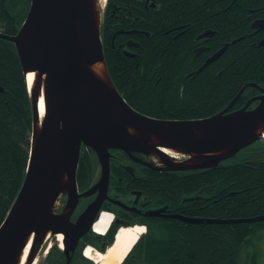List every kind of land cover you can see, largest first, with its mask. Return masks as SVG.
I'll list each match as a JSON object with an SVG mask.
<instances>
[{
	"label": "water",
	"instance_id": "obj_1",
	"mask_svg": "<svg viewBox=\"0 0 264 264\" xmlns=\"http://www.w3.org/2000/svg\"><path fill=\"white\" fill-rule=\"evenodd\" d=\"M105 1L100 9L98 0H30L18 31L0 33L15 47L32 107L28 170L0 224V264H17L32 236L25 262L31 264L48 234H62L63 264H69L70 253L100 213L110 159L116 155L158 171L207 169L234 157L264 134V89L255 83L244 84L222 110L203 118H156L132 108L106 68L101 42ZM28 73H34L30 88ZM248 86L258 87L261 94L230 110ZM253 101L257 103L250 106ZM82 147L95 154L100 173L93 185L79 193L76 171ZM149 158L159 165H152ZM125 169L134 170L129 165ZM96 191L71 221L79 199ZM172 216L189 223L264 221V214L233 219Z\"/></svg>",
	"mask_w": 264,
	"mask_h": 264
},
{
	"label": "trees",
	"instance_id": "obj_2",
	"mask_svg": "<svg viewBox=\"0 0 264 264\" xmlns=\"http://www.w3.org/2000/svg\"><path fill=\"white\" fill-rule=\"evenodd\" d=\"M111 1L107 0L101 25L106 67L116 89L141 113L167 119L207 117L222 110L244 84L260 83L258 76L259 72L264 73V50L236 46L229 54L226 70L219 74L217 68L208 67L191 76L187 75L194 68L190 48L181 42V38H174V33L162 32L175 25L177 7H182L180 12L184 13V10L202 6L205 12L216 15V11L221 10L220 0H196L199 3L187 6L173 1L166 3L161 12L149 15L151 36L136 38L140 44L134 57L125 56L111 46L114 31ZM29 3L30 0H0L2 33L12 35L17 32ZM228 13V19H240L242 12L232 7ZM216 24L222 29L221 21ZM229 31L235 30L229 28ZM0 88L1 224L23 181L32 132V107L25 77L13 43L1 37ZM255 92L256 87H247L233 108L241 107ZM92 158L96 160L93 153L82 149L77 170V179L82 184H87L89 176L82 180L85 177L83 170L84 167L91 169ZM181 173L187 174V185L189 181L194 182L197 194L205 193L209 185L212 195L209 199L197 201L192 215L233 219L264 214V140H257L214 168ZM262 228L264 221L230 224L177 221L150 229L141 236L122 264H259L255 251H247L245 260L242 256L254 245ZM114 232L115 228L103 245L111 243ZM83 239L82 246L96 242V235L90 232ZM47 260L50 264L61 263L64 254L54 246ZM70 264L92 262L76 252Z\"/></svg>",
	"mask_w": 264,
	"mask_h": 264
},
{
	"label": "flooded vegetation",
	"instance_id": "obj_3",
	"mask_svg": "<svg viewBox=\"0 0 264 264\" xmlns=\"http://www.w3.org/2000/svg\"><path fill=\"white\" fill-rule=\"evenodd\" d=\"M170 1L175 2L177 5L183 4L185 6L197 2L196 0H112L111 12L114 19V31L111 39L112 48L120 51L125 56L134 57L136 48L140 44L136 38L142 35L151 36V31L148 30V27H151L149 15L161 12L166 3ZM234 1L236 2L235 5H233ZM220 2L221 10L216 11V15L211 12H205L202 6L199 9L190 8L191 11L184 10V13L180 12L182 7H177L176 16L178 18L175 25L162 31L163 34L174 33V38H181V42H185L190 48V54L193 59L192 67L194 68L187 75H196L208 67L217 68V73L220 74L229 65V54L239 45L264 50V0H220ZM232 7L242 12L240 19H228L226 14ZM230 15L233 14L230 13ZM181 17H184V20ZM215 21H221L222 29L218 28ZM229 28L235 31L230 32ZM225 44H227V47L224 51L217 58L204 65L206 60L212 57ZM259 74V82L264 84V73L259 72ZM248 83L257 84L256 82ZM260 83L257 85L264 89V85ZM260 94V89L256 87V92L249 95L245 99V103ZM256 103L257 101H253L250 106H254ZM233 107L230 110L238 109ZM121 157L122 160L120 159ZM121 157H112L110 159L108 189L100 207V210L107 209L113 214V226L105 239H100L96 236V242L92 243L96 248H100L107 241V236L118 225L138 224L144 226L146 233H148L150 229L152 230L155 227L169 225L177 221L186 222L173 217L172 215L174 214L187 218L200 217L190 214L196 208L197 201L200 202L203 199L206 200L212 197L209 185L205 193L197 194L194 182L189 181V185H187L185 183L187 174L181 173L182 171H167L165 173V171L154 170L140 163L132 162L124 156ZM149 159H152V165H159L154 158ZM94 164L96 166V175L93 176L95 177L93 182H89L84 189L79 188L78 185L79 193L97 181L100 168L97 160H95ZM127 165L134 168L133 172L125 169ZM113 169H117L119 172H114ZM97 192L79 199L76 208L71 214V221H75L84 207L94 199ZM62 200L60 198L58 201L60 206H62ZM84 242L83 238L80 239L72 255L80 252ZM43 244L38 252L43 247Z\"/></svg>",
	"mask_w": 264,
	"mask_h": 264
},
{
	"label": "bare ground",
	"instance_id": "obj_4",
	"mask_svg": "<svg viewBox=\"0 0 264 264\" xmlns=\"http://www.w3.org/2000/svg\"><path fill=\"white\" fill-rule=\"evenodd\" d=\"M105 0H98V8H102ZM34 73H28L27 83L28 87L32 85ZM38 109L40 118L43 116L44 102L43 95H40ZM264 135V134H263ZM112 214L109 211L103 210L99 215L97 221L93 224V231L97 234H105L109 223L111 221ZM144 233V227L140 225L133 226H121L114 237V241L108 246L106 252H100L94 247L87 245L84 248V256L94 260L95 264H121L126 254L130 251L132 246L136 243L141 234ZM32 236L28 238V241L21 251L17 264H25L28 255L30 242ZM56 239L59 242V246L62 247V234H57Z\"/></svg>",
	"mask_w": 264,
	"mask_h": 264
},
{
	"label": "rangeland",
	"instance_id": "obj_5",
	"mask_svg": "<svg viewBox=\"0 0 264 264\" xmlns=\"http://www.w3.org/2000/svg\"><path fill=\"white\" fill-rule=\"evenodd\" d=\"M83 163H84V161H82V164ZM88 169H86L84 167L83 172L85 173V177L82 179V180H84L87 176H89V177H87L88 178L87 184H85V183L82 184V181H78V183L80 184L79 187L81 189L86 188L88 186L89 182H93V180L95 178V177H93L94 175H96V166H95V164L93 163V165L91 166V169H89V170ZM260 232L261 233H260L259 237L256 238V240L254 242V245L251 248H247L244 251L243 256H242V260H245L246 255H247L246 254L247 251H251L252 250V251H255L257 253L259 264H264V228H262ZM51 246H53V247L55 246V247L60 249L59 242L57 241L56 237L50 235L47 238V240L44 242L43 247L40 249V251L35 253V256L33 258V263L32 264H50L49 261L47 260V255L48 254H47L46 251L47 250H51L52 249ZM92 264H94L93 261H92Z\"/></svg>",
	"mask_w": 264,
	"mask_h": 264
}]
</instances>
